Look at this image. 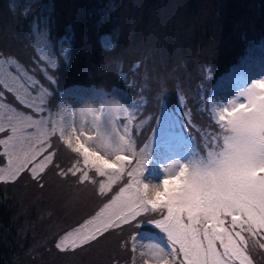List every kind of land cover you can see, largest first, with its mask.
<instances>
[{
  "label": "snow or ice",
  "instance_id": "6c2138e0",
  "mask_svg": "<svg viewBox=\"0 0 264 264\" xmlns=\"http://www.w3.org/2000/svg\"><path fill=\"white\" fill-rule=\"evenodd\" d=\"M45 23L50 25V18ZM66 31L74 32L73 25L67 24ZM68 39L71 37H65ZM63 63L70 65V55L65 56ZM53 69L58 71L59 65L48 67L49 72ZM48 79L52 81L53 77ZM165 97L166 93L157 94L158 101ZM114 107L123 112L126 123L123 134L116 127L111 134H103L102 144L109 155L92 149L77 137L75 146L71 141L68 146L82 158L83 168L77 161L67 173L60 174L75 176L79 172L83 182L89 178L87 170L94 169L97 175L108 177L109 182L125 176L127 182L96 218L69 232L56 247L66 251L68 247L90 244L110 228L123 224L139 227L143 223L164 234L168 246L156 243L148 251H141V257H147L144 264L150 260L153 264H256L253 252L264 255V80H252L242 91H226L213 114L221 131L206 134L204 156L194 151L185 159L173 145L159 150L155 158L149 145L137 151L132 137L135 113L120 103H114ZM187 115L191 123L190 113ZM39 123L26 116L9 118L11 135L0 139L5 148L3 155L8 157L7 167L0 168V181L5 179V173L10 180H16L44 150L46 141L37 137L32 143H25L32 138L22 135L24 128ZM5 131V125L0 123V132ZM178 136L181 141L187 139L182 133ZM51 161L49 155L33 167L34 177ZM146 172L150 175L146 176ZM100 188L103 192L104 184ZM149 214L151 218L140 219ZM73 236L71 245H66Z\"/></svg>",
  "mask_w": 264,
  "mask_h": 264
},
{
  "label": "rangeland",
  "instance_id": "374dc122",
  "mask_svg": "<svg viewBox=\"0 0 264 264\" xmlns=\"http://www.w3.org/2000/svg\"><path fill=\"white\" fill-rule=\"evenodd\" d=\"M164 21L166 24V30L170 29L171 25L168 19V16L164 15ZM151 27L149 26V29ZM156 31L160 32L158 28H155ZM162 33V32H160ZM213 39L211 36L210 40ZM35 46L36 49H41L43 47H47V55L50 59H46L47 63L50 64H57V61L52 59V53L49 50V47L46 43V35L45 30L41 28L36 29V36H35ZM208 45H202L198 48H205ZM197 48V49H198ZM155 52L153 49H149L150 55ZM186 52V50H185ZM9 58V57H8ZM264 60V50L257 53L254 57V61L252 63L251 73L253 74L252 80L256 77L259 79L263 78L264 74H262V62ZM137 64V63H135ZM48 71V67H45ZM264 69V68H263ZM136 71V67L134 68ZM49 72V71H48ZM11 80L13 82H17V78L15 75L10 74ZM52 76V75H49ZM190 75L187 70H184L181 77L176 78V83L179 86H183L189 92L193 93L196 84L190 83ZM242 83L244 85H250V82ZM3 81H7L6 77H3ZM11 81V82H12ZM12 82L13 85L19 87L21 91L25 92V99L24 102L26 104V108L28 110L20 109V108H10L4 103L0 102V123H3L5 126H8L9 118L14 116H26L31 117L33 121H39L41 123L35 124L31 127H26L23 130L22 135L25 137H31L32 140H26L25 143H32L36 140L37 137H40L42 140L46 141L44 144V150L39 152V155L36 157L34 161H32L23 171L24 173L30 172L33 175L32 168H29L33 165V167H37L46 156L51 155L50 145H49V137L53 133L54 129L60 133L63 139L67 142L71 141L73 146L77 143V137H79L80 142L85 143L88 146H91L94 150H99L104 155H109L105 152L103 144H102V137L104 133L111 134L112 128L116 127L120 134H123V126L126 123V120L123 118V112L117 111L114 107V103H120L124 107L129 108L130 113H135V119L132 125V137L135 141L136 149L139 151L145 145H149L150 153L155 158L158 154L159 150L166 149L169 145H173L177 147L179 150L180 148L177 145L179 140L178 134H181V131H177V122H174L175 119H164L162 118L167 111L162 107L159 109L158 106H152L153 102L149 99L148 94L145 89L137 88L135 92L136 101L130 102L129 99L125 98L124 95L121 93L115 97H107L101 101L100 98H96L92 101H85L81 98L72 97L70 94L63 95L59 97L58 107L56 110L51 111L46 106V100L48 94L51 93L49 86L45 85H38V89L31 93L27 88L24 86L16 85ZM9 83V82H8ZM10 84V83H9ZM12 84H10L12 86ZM241 85V84H240ZM239 85V86H240ZM86 89L84 93L90 92L92 89L89 87H85ZM228 89H232L233 93L236 90L235 87L224 88L221 84L217 83L216 85H212L207 91L211 92V97L209 99V104L211 106L212 112H209L206 108L201 107L199 110V114L206 118L207 116H212L218 110V105L222 103L223 99L225 98L226 91ZM2 104V105H1ZM132 105V106H131ZM139 124V127L136 125ZM178 126L181 129H188L187 126H183L180 122H178ZM58 128H61L62 131H59ZM101 135H97V133ZM42 133H46V135L41 136ZM11 135L9 130L8 136ZM91 136L92 139L89 140L88 137ZM193 150L191 148H186L183 150L182 156L186 159L190 156V151ZM5 164L0 166V168H6L8 163V157L5 156ZM177 159H180L181 156H177ZM75 164V163H74ZM70 165V167H72ZM79 166L83 168V160H79ZM56 162H51L46 165V171L50 173H57L59 170L57 169ZM151 167V163L149 164ZM67 169V170H68ZM92 180H96L93 183V187L95 188L96 192H99L102 196L100 198V205L96 207L94 212L87 217H85L79 223H70L69 226L63 227L60 230H55L51 228L49 224L46 229L38 236V239L42 237H50L55 234V241L53 244H49L48 250L58 249L56 247L57 243L65 237L69 232H75L76 229L81 228V226L86 225L88 221H92L94 218L97 217V214L101 212L102 209L105 208V205L110 204L112 199L119 193L120 188L125 185L127 182V176L123 177L122 179H118L115 182H109L108 177L106 176H99L96 174L94 169L87 170ZM40 172L38 171L36 175ZM79 173V172H78ZM43 174H40V176ZM80 175V173H79ZM145 175H150V173L146 172ZM34 176V175H33ZM74 178V179H73ZM88 178L86 181H80L77 183L75 177L68 175V191H67V201L68 205H70L71 210L69 216L72 214H77L78 211L76 209L83 211L87 208L85 202L89 199V195L92 189V182ZM9 179L7 174L5 173V179ZM147 182V181H146ZM153 183H156V180H152ZM101 184H104L103 192L101 191ZM56 213V209L54 210ZM66 214V215H67ZM152 214L149 216L141 217L140 219H147L151 218ZM74 218V217H73ZM156 218H159L156 215ZM149 226L148 229H143ZM92 227V225H89ZM126 227H137L134 224H123L120 227L110 228L107 231L115 232L116 230H125ZM141 228L138 233L134 234L131 238L133 243V249L135 251H131V261L134 264H144V259L147 257L142 258L140 255L141 251H148L151 245L159 243L161 246L167 248L166 237L164 234L159 233V230H153L150 225H146L141 223L139 227ZM84 231V229H82ZM87 231V229H85ZM126 235L120 237L121 243L126 241ZM135 237V239H133ZM72 239H75L73 236L72 238L66 241V245H71ZM38 244V243H37ZM40 244V243H39ZM35 247V245L33 246ZM72 248V247H68ZM152 253L149 252V256ZM149 264H153L150 260Z\"/></svg>",
  "mask_w": 264,
  "mask_h": 264
},
{
  "label": "trees",
  "instance_id": "16d2710c",
  "mask_svg": "<svg viewBox=\"0 0 264 264\" xmlns=\"http://www.w3.org/2000/svg\"><path fill=\"white\" fill-rule=\"evenodd\" d=\"M93 3H96V0H93ZM167 6L169 8H171L173 6V4H167ZM6 11L1 10L0 11V23H3V16L5 15ZM9 21H14L19 27L26 25L25 21H21V20H15L14 17L10 14ZM177 25V22H176ZM185 28L183 27L182 30H184ZM11 43H18V39L14 38L10 40ZM53 148L55 149V151H51V155L53 158V161L56 162L57 164V169H59V171L61 169H63L64 166H67L65 163V158L67 153L61 149H59L55 144L53 145ZM64 155V157H63ZM63 158V162L61 163ZM60 180V179H58ZM67 183V182H65ZM42 193L41 188L35 187L32 191V197H36L39 194ZM47 194V199L49 201L50 206H52V210L54 213V210L56 208V213H54V216H52L53 221H50L51 223H53L55 221V219L57 220V218L59 220H62L63 222L65 220L69 219V214H67V212L69 213V211L71 210L70 205H61L60 203V199L58 198V192L55 190L54 185L51 184L48 187V190L45 192ZM20 207V206H19ZM22 208H25V206L22 204ZM48 208V204H43L40 205L39 208L37 206H35V212L33 213V215H35L36 217L41 216V222L42 224H48L47 220H46V211ZM67 211V212H66ZM20 212V208L18 207H10L9 209L5 210L3 214L0 215V236H6V234L4 235V229L7 225H9L11 222H16L17 218H18V213ZM67 214V215H66ZM45 215V216H43ZM19 219L21 221V223L23 224H31V223H35L36 222V218L33 219V216H27V217H22L19 216ZM7 233V232H6ZM111 244L106 247L103 248L104 249V253L102 252V254L100 255L101 259L107 260L109 257L107 256L108 254H112L115 251L118 250V244L115 243L114 238L110 239ZM83 262L86 264L88 262H90L91 264H93V260L90 256H86L83 260ZM15 264H19L18 262H15ZM62 264H80L79 261L72 259L70 261L64 262Z\"/></svg>",
  "mask_w": 264,
  "mask_h": 264
}]
</instances>
